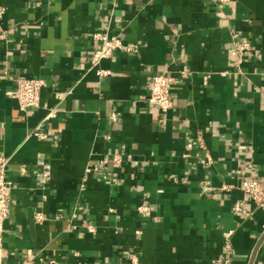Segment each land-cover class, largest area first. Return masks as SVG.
I'll list each match as a JSON object with an SVG mask.
<instances>
[{"label":"crops","instance_id":"1","mask_svg":"<svg viewBox=\"0 0 264 264\" xmlns=\"http://www.w3.org/2000/svg\"><path fill=\"white\" fill-rule=\"evenodd\" d=\"M0 6L4 264H221L227 231L230 264H264V210L240 189L264 187V0ZM97 33L137 52L94 65ZM159 73L172 79L166 112L148 101ZM21 77L44 80L37 107L13 95Z\"/></svg>","mask_w":264,"mask_h":264},{"label":"built area","instance_id":"2","mask_svg":"<svg viewBox=\"0 0 264 264\" xmlns=\"http://www.w3.org/2000/svg\"><path fill=\"white\" fill-rule=\"evenodd\" d=\"M4 13V8L0 6V17ZM3 32L0 31V37H3ZM96 37L100 40L98 48L93 52L92 63L95 65L100 59L111 57L115 51L125 49L129 53L137 52V46L129 43L124 45L122 41L116 37L109 38L106 34L97 33ZM250 45L243 43L239 49H233L231 52L234 55L245 54L249 51ZM100 76L110 74L109 70H98ZM171 77L167 73H159L152 77L149 88L148 101L154 105L159 111L166 112L172 107V100L170 99V87ZM44 86V80L39 78L21 77L16 80V87L13 91V95L17 98L20 107L23 110H27L32 107H37L40 103L41 89ZM112 119L115 120L116 116L113 114ZM40 137H45V134L35 132ZM115 161H118V157L115 156ZM8 159L0 157V264L3 263V232L4 222L8 219L10 214V186L11 181L6 177V165ZM223 189H228L227 186H223ZM240 189L247 195L255 205L264 210V187L253 178H245ZM233 209L244 215H249L250 210L245 207L242 200L235 201ZM139 212L143 216H150L151 209L148 205H140L138 208ZM42 215H37L39 219ZM89 232L94 231V227L87 226ZM232 231L223 233L224 244L223 249L226 255L218 262L221 264H230L231 257L233 255V249L230 241ZM131 264H137L135 257L131 258ZM34 260L29 259L25 264H33Z\"/></svg>","mask_w":264,"mask_h":264}]
</instances>
